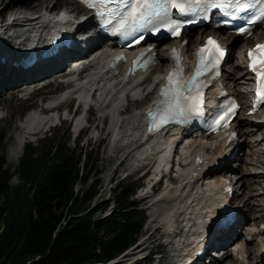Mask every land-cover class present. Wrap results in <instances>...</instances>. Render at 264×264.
<instances>
[{
	"label": "bare ground",
	"instance_id": "bare-ground-1",
	"mask_svg": "<svg viewBox=\"0 0 264 264\" xmlns=\"http://www.w3.org/2000/svg\"><path fill=\"white\" fill-rule=\"evenodd\" d=\"M76 13H78L77 9L70 13L63 11V13H59L56 19H54L50 16L52 11L46 6L40 13L36 14V17L18 14L16 18L22 22V26L26 28L28 32L35 36L38 34L39 30L46 29L48 27L51 28L54 21L72 20ZM90 23H92L91 16H87L85 22L82 24L85 26ZM29 26L31 27L29 28ZM191 34L192 36L190 33L184 34L180 40L174 42L176 47L181 48L184 56V65H188V63H190L194 49H196L197 45L201 43L204 36L203 34L193 38L194 33ZM210 34L215 35L217 32L210 31L205 36ZM221 38L225 43L229 44L233 40L238 39L233 36H222ZM263 38L264 37H262V39ZM182 41L186 42V44L181 45ZM191 46L194 47V49L192 52H189ZM157 48L159 49L160 47ZM163 49L164 48H162L157 54L158 66L156 68V72L152 73L150 77L147 73L137 77L126 76L124 74L125 71H122L123 65L121 62L117 64L114 72L110 73L107 69V65L113 60L114 53L113 48L107 46H101L98 49H95L90 56H84L77 61L79 62L77 66H80L82 63H88L82 76H80L81 73L66 74V68L61 65V62L57 65L58 67L55 65H49L47 70L42 71L44 68L38 66L37 71L31 72L28 70L25 73L12 70L10 62H5L4 64L0 63V81H2L3 84L4 82L6 83L4 88L5 91H9V93L13 91L19 92L25 86L40 83L47 78L55 79L57 77L67 76V80L64 83L65 86H68V88L66 87L67 89L60 93L55 99H52V102H47L45 104L47 106L43 108L44 111L40 110L39 112H34L33 114L28 115L25 122H23L21 126L16 127V130H18V137L16 138L14 145L16 146V149L15 152L13 151L14 155L12 157V162H18L28 136L31 137L36 135L38 131L36 132L35 129L38 128V126L51 122V119L44 115L53 113L55 110H60V106L58 105L59 103L76 96L77 99H80V102L87 105L89 109L92 107L97 112H105L113 116L110 128L113 133L112 145L115 158H117V155H120L121 153H127L126 159L129 160L133 157L135 161L151 157V160L145 166L149 167L152 164L151 161L155 158L163 157L166 161L169 158L170 153L173 152L178 154L180 151L181 154L177 157L179 168V172L177 174L178 177L172 176L171 173L165 176L167 181L171 184L176 185L175 183H179V187L175 186L176 188L173 189L174 197L167 198L166 201H164V204L172 207L171 213H169L166 218L168 221L166 237L176 241L173 246L176 248V252L178 249H181L179 254L174 256L177 259V262H180L179 259L183 258L185 253L190 252L192 255L195 254L197 250V248H195V244L200 238L199 235L202 230L201 226L206 224V221L214 211L216 204L221 202L219 199H221L223 194L222 185L227 184L231 187V183H228L223 178H230L232 183H234L237 188V190L232 193L229 201L230 204H232L234 199H239V196H241L240 194H244L247 190L250 191V194L248 198L241 200V205L235 206V210L239 215L235 226L218 237L213 238L216 242L215 245L209 243V247H212V249H222L217 252L220 254L215 255L218 256V259L212 260L211 264H227L226 261L229 258V255L233 258L228 262V264H264V258L262 256L263 245L259 241L253 245H251L252 242L245 243L247 232L248 237L251 238L260 236L258 222L264 219V172L252 171V167L264 169V136L262 129L260 128V122L255 118L253 119V117L248 118L241 116L243 118L238 119L239 117L237 116L232 121V129L237 134L236 140L238 143L235 141L228 143L226 139H209L207 140L206 146L203 147L202 152L199 150L200 141L198 142L197 137L191 136L192 138L185 137L187 138L185 139L183 137L181 139V133L177 130H169L165 134L163 133L153 138L143 140V111L151 104L154 98H152V100L148 102V104L143 107L141 111H135L127 114L128 108L131 104L136 105L143 103L154 95V91L153 89L151 90V87L155 84V82L160 80V76L157 75V72L160 70L161 66L170 63L169 51L168 49ZM126 53L134 54L135 51H126ZM3 57L9 61L7 56L4 55ZM77 76L79 77L77 78ZM237 76L241 77V80H244L243 84L248 89L249 84L246 82L248 80L247 74L243 68L241 60L238 66L235 64L229 66L225 73L222 74L220 82L224 88L228 87V89L237 95L241 100L246 101L248 91L245 93L239 89V86L237 85L238 82L236 81ZM140 79L145 80L140 83ZM230 83L233 84L232 88L229 86ZM92 91L94 92L93 96L89 98V94H91ZM84 120H87L86 116L79 117L75 124V129L82 127ZM249 122L250 124L254 123V134L260 132L262 133L255 142V147H258L256 148V152H259V149L260 152L257 155H250L252 160L245 159L246 161H243V158H240V160L238 159L240 162L238 170L241 171V163L245 162V169H247V172H245L242 168L240 176L236 175V178H233L232 174L234 172L229 171V167H231V165L228 157L236 148V151L241 148L242 145L239 144L241 136L242 143L245 142L246 137L251 136V130L249 132H244L242 130V125ZM193 147L197 150H193L191 152V148ZM196 155L200 157V162L197 164L195 163ZM126 159L120 164V166L127 161ZM190 159L191 161L189 162ZM185 170L186 173H184ZM216 172H219V176L222 178L214 176L213 178L217 177L215 182L203 184L204 180L213 179L208 178L209 174ZM246 174L250 175L252 178H245ZM182 176H185L183 181L181 179ZM248 180H250V183L247 186L246 181ZM259 187L262 191L260 192L259 198L256 199V202L254 201L255 203L252 205V203H250V199L254 195V191H257ZM178 214H181L180 217H184L182 221L186 223L184 228L181 227V223L179 224V221L175 220ZM250 220L253 221L251 225L254 226V228H251L250 224L248 226L245 225ZM244 226L246 227L244 228ZM240 229H244L245 234L241 240L233 245V242L239 238ZM230 237L234 238L228 240ZM239 242L241 243L240 245ZM170 243L171 242H169V245ZM252 246H255V248ZM253 255L255 256L253 257Z\"/></svg>",
	"mask_w": 264,
	"mask_h": 264
},
{
	"label": "trees",
	"instance_id": "trees-1",
	"mask_svg": "<svg viewBox=\"0 0 264 264\" xmlns=\"http://www.w3.org/2000/svg\"><path fill=\"white\" fill-rule=\"evenodd\" d=\"M69 143L70 136L46 138L39 149L25 144L15 168L0 155V264H105L140 240L147 215L134 198L136 181L117 179L111 200L93 203L99 182L76 187L96 172L95 159Z\"/></svg>",
	"mask_w": 264,
	"mask_h": 264
},
{
	"label": "rangeland",
	"instance_id": "rangeland-1",
	"mask_svg": "<svg viewBox=\"0 0 264 264\" xmlns=\"http://www.w3.org/2000/svg\"><path fill=\"white\" fill-rule=\"evenodd\" d=\"M49 7V9L53 12L54 9H60L64 10L65 12H72L75 9L78 10V13H76L74 16L79 17L82 16V12L79 10V7L72 1V0H0V12L5 16V21H7L9 16L17 17L18 14L30 16V14L36 15L40 13L45 7ZM32 15V16H33ZM31 26H29L30 28ZM192 36V34H190ZM197 36V34H195ZM195 36V37H196ZM261 34L256 35V38H252V41L260 40ZM236 40V41H235ZM231 42L234 49L238 48L243 42L241 40L235 39ZM251 41V40H250ZM251 43V42H250ZM236 47V48H235ZM194 47H190L189 52H192ZM160 52V50H159ZM240 55H238L235 50H232L229 58L228 63L226 66L223 67L224 71L229 68V66L235 64H240ZM51 80H54V78H51ZM239 89L247 93L248 89L243 84L244 80H241V77L237 76V80ZM247 82V81H246ZM2 81H0V116L2 119L0 120V132H2L3 136V147L1 149L0 147V155L3 157L5 164L11 168H15L18 165V162L14 163L12 162V157L14 155L13 151L15 152L16 146L15 141L18 137V130H16V127L21 126L23 122H25L26 118L28 117V113L31 112V110H43V108L47 105H44L42 107V103L46 102L47 100L51 101L52 99H55L57 94L60 92V90L67 89L63 86L61 88L56 87V85H51L49 87L43 88L40 90L38 95L36 97H32L31 99L27 101H23L22 99H19L16 92H10L5 91L4 86L6 83L2 85ZM232 83L229 84V86L232 88ZM237 86V87H238ZM16 94V95H15ZM56 96V97H55ZM54 97V98H53ZM48 101V102H49ZM53 101V100H52ZM51 101V102H52ZM50 102V103H51ZM148 104V101H144L140 104H131L128 108V113H133L135 111H141L145 105ZM44 111V110H43ZM70 112L72 114L73 112V105L70 107ZM90 112V113H89ZM105 112H97L94 108H90L87 112V121L90 123L89 128H87V123H84L83 126L85 128V133L80 137V140L78 142L74 141L75 137V128H74V121L69 120L70 116L66 115V110L64 107H62L57 114L59 116L58 120L55 118V114L47 115L49 119H51L50 124L55 125V128L51 129L50 132L40 133L38 135L34 136H28V138L25 141V144L32 143L36 148H40V146L44 143L42 140V137L45 135L46 138H49L50 140L54 139L55 137H61L63 139H67V137L70 135V143L69 147L71 149H75L78 152H82L83 156L87 157L89 154L92 155V157L95 159V174L92 172L90 174L89 182L85 185H78L76 187V190L80 191L82 189H88L92 188L93 182H99L101 186L100 194L96 197L93 203H100L101 201H110L112 198V189L114 186V183L117 181V179H127V181L131 182L132 179L137 180L136 184H138L140 187L136 190L134 198L140 202V207L142 210L146 212L147 220L143 227L142 236L138 243L134 246L136 249H130L127 251V257H122V259L127 264H138L139 262L143 263V260L149 258L151 254H156L153 258V264L159 263V264H177V259L174 257L175 255L179 254V251L181 249H178V251H175L174 244L176 241L173 239H170L166 237V229H167V223L166 220L169 213H171L172 207L167 206L164 204V201H166L167 198L174 197V190L179 183L171 184L170 182H167L166 180H163L160 185L156 187V189H153V192L148 190V180L142 179L141 175L143 173V170H139L138 172H135L137 169L142 167L143 165H146V163H149V160H140L135 161V159L132 157L131 159H126L127 153H121L120 155H117V158H115L113 154V145H112V130H111V122L113 116L111 114H108L106 117L102 118V115ZM84 114L83 112H77V115ZM27 115V116H26ZM52 115V116H51ZM244 115H239L238 119H241V117ZM47 117V118H48ZM25 118V119H24ZM250 118V117H248ZM24 119V120H23ZM64 119V120H63ZM254 119V118H253ZM105 120V123H104ZM252 123V122H251ZM254 124V123H253ZM247 123L242 125V130L244 132H249L251 130V136L246 137L245 142H241L242 136L239 139L241 148L234 153L231 160L229 167L230 172H234L232 174L233 178H236V175L240 176V173H242V168L247 172V169H245V162L241 163V171L238 170V167L240 165V158H243V161L246 160H252L250 155L254 154L257 155L260 152H256L255 142L258 140L261 136L260 133H256L254 129V125ZM44 130V127H42V131ZM44 134V135H43ZM198 141H200L199 144L201 148L202 146H205V139L197 138ZM203 141V142H202ZM202 142V143H201ZM245 144V145H244ZM23 155V151L21 153L20 158ZM256 157V156H255ZM19 158V159H20ZM96 159H98V163L96 164ZM127 160L125 163L120 166V164ZM246 159V160H245ZM151 166L146 167L145 170H147L148 176H151L153 178L155 172L154 168L156 170V160L151 161ZM155 165V166H154ZM250 168V166H249ZM253 172L260 171L264 172V169H260L259 167H252ZM186 173V170L184 171ZM178 173L173 172V176H177ZM185 175V174H184ZM126 177V178H125ZM178 177V176H177ZM185 178V176H182V181ZM245 178H252L250 175L246 174ZM18 182L17 178H13L11 181V185H16ZM228 182H232V180H228ZM250 183V180L246 181V185L248 186ZM90 186V187H89ZM176 186V187H175ZM232 186H234V190H237L236 185L232 183ZM167 187V188H166ZM179 187V186H178ZM261 188L257 191H254V195L251 197L252 205L256 202L255 200L259 198ZM250 194V191L247 190L244 194H240L239 199H234L232 201L233 207L237 205H241V200H244V198H248ZM163 199V200H162ZM255 201V202H254ZM236 209V208H235ZM181 214H178V216L175 218L176 221H179V224L181 223V227L184 228L186 226V223L182 222L184 217H180ZM250 216V215H249ZM253 221L250 220L247 222V225L252 223ZM261 221L258 223L260 224ZM253 227V226H252ZM245 232V230H243ZM239 234V238L236 241L241 240L242 236L245 234ZM168 240V241H167ZM169 242L170 245H169ZM255 242L251 243L253 245ZM240 244V243H239ZM255 248V246H252ZM173 250V251H172ZM133 254V255H132ZM220 254V253H216ZM129 255H131L129 257ZM255 255H253L254 257ZM218 257V256H217ZM233 257L229 255V258L227 259L228 262ZM176 261V262H175ZM140 263V264H142ZM221 263V261H220Z\"/></svg>",
	"mask_w": 264,
	"mask_h": 264
},
{
	"label": "snow or ice",
	"instance_id": "snow-or-ice-1",
	"mask_svg": "<svg viewBox=\"0 0 264 264\" xmlns=\"http://www.w3.org/2000/svg\"><path fill=\"white\" fill-rule=\"evenodd\" d=\"M83 2L89 8L97 10L102 26L111 24L113 18L119 17L118 26H114L112 30L122 31L124 35L129 34L125 29L135 30V28L151 25L154 21H160L166 24L171 35L180 36L184 25L170 18L172 9H177L181 14L193 15L198 12L206 13L210 8L229 9L227 14L232 16L253 10V17L247 21L248 25L264 21V0H83ZM157 31H159L158 28ZM238 31L241 35H251L250 27H241ZM136 42L138 43L139 40ZM197 56L198 63L194 74L191 79L185 80L183 68L180 65V54L173 49L177 67L168 74L167 84L161 90L164 99L160 104L164 106V114L160 116L158 122L152 124L149 131L158 130L176 117H183L187 113L199 114L203 111V84L200 78L213 69H218L225 56V49L215 38L209 37L205 45L199 49ZM247 58L248 70L253 74L256 84L255 105H259L264 103V44H256L249 48ZM237 108L238 105L235 103L229 105L215 120L216 127L221 125L227 127L230 117L235 115ZM149 115H152V112Z\"/></svg>",
	"mask_w": 264,
	"mask_h": 264
}]
</instances>
